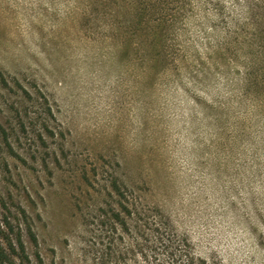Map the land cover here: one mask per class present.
<instances>
[{
	"label": "rangeland",
	"instance_id": "rangeland-1",
	"mask_svg": "<svg viewBox=\"0 0 264 264\" xmlns=\"http://www.w3.org/2000/svg\"><path fill=\"white\" fill-rule=\"evenodd\" d=\"M116 195L209 264H264V0H0L3 245L144 264L113 256Z\"/></svg>",
	"mask_w": 264,
	"mask_h": 264
},
{
	"label": "trees",
	"instance_id": "trees-1",
	"mask_svg": "<svg viewBox=\"0 0 264 264\" xmlns=\"http://www.w3.org/2000/svg\"><path fill=\"white\" fill-rule=\"evenodd\" d=\"M116 198L120 207L113 209L111 215H101L105 218L107 232L112 234L108 243L111 245L116 240H126L124 250L118 249V246L113 248V256H119L124 251L131 257L138 254L144 264H209L196 257L189 243L176 235L167 223L157 220L151 223L145 215L136 212L127 197L116 195ZM5 228L0 220V264H26L28 258L20 240L3 245L1 235ZM118 230L126 235V239L118 235L113 238Z\"/></svg>",
	"mask_w": 264,
	"mask_h": 264
}]
</instances>
